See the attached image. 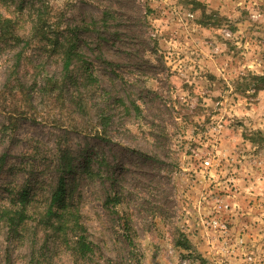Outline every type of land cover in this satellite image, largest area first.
<instances>
[{"label": "rangeland", "instance_id": "rangeland-1", "mask_svg": "<svg viewBox=\"0 0 264 264\" xmlns=\"http://www.w3.org/2000/svg\"><path fill=\"white\" fill-rule=\"evenodd\" d=\"M20 1L0 11L23 35L43 14L49 39L26 51L24 93L0 98V207L27 185L39 219L67 157L94 253L0 220V264H264V0ZM76 25L99 79L82 113L71 87L45 91L62 76L49 42Z\"/></svg>", "mask_w": 264, "mask_h": 264}, {"label": "trees", "instance_id": "trees-1", "mask_svg": "<svg viewBox=\"0 0 264 264\" xmlns=\"http://www.w3.org/2000/svg\"><path fill=\"white\" fill-rule=\"evenodd\" d=\"M17 0H0V5L10 10L9 3L15 4ZM19 7L24 3L19 2ZM43 14L38 15L36 20L32 21L29 33L27 35L19 32L16 22L13 18L5 16L0 11V54L9 56V77L5 85L0 88V98L6 99L8 96L17 97L18 91L24 93V87L20 82L18 75L26 59V51L35 45V42L45 43L47 31L42 24ZM86 29V26L76 25L70 29L67 34L56 35L55 40H50L49 45L52 47L53 53L59 58L62 64V76L60 79L51 78L47 80L45 91L51 93H59V97L64 95L66 91H75L79 94V98L74 101L76 107L85 112L87 103L84 98V88L88 89L91 85L99 82V79L91 71L90 61L80 52V38L77 31ZM45 47H48L46 45ZM39 45V44H38ZM77 69H82L79 74ZM16 78L17 84L10 87L11 81ZM258 82H264V76H255ZM71 87V88H70ZM70 88V90H68ZM16 93V94H15ZM137 109L139 107L137 106ZM9 161V153L2 152L0 154V188L3 174ZM59 179L54 186L50 195L48 204L36 219L30 214L32 202H34L31 187L24 185L17 188H8L9 203L0 207V220L5 223L11 233L15 236L22 234L24 229L28 228L30 219L37 222L36 228L42 227L45 231H52L55 234L64 236L65 239L71 237L69 244L73 248V253L80 258H87L94 253V248L88 240L86 229L81 222L80 210L70 197L69 176L75 172V163L67 157H61L58 164ZM127 224V229L132 230ZM129 245L132 252H136V244L132 236H128Z\"/></svg>", "mask_w": 264, "mask_h": 264}]
</instances>
